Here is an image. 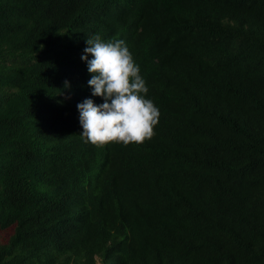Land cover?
I'll return each instance as SVG.
<instances>
[{
    "label": "trees",
    "instance_id": "1",
    "mask_svg": "<svg viewBox=\"0 0 264 264\" xmlns=\"http://www.w3.org/2000/svg\"><path fill=\"white\" fill-rule=\"evenodd\" d=\"M96 33L160 111L142 145L80 137ZM8 229L0 264H264V0H0Z\"/></svg>",
    "mask_w": 264,
    "mask_h": 264
},
{
    "label": "clouds",
    "instance_id": "2",
    "mask_svg": "<svg viewBox=\"0 0 264 264\" xmlns=\"http://www.w3.org/2000/svg\"><path fill=\"white\" fill-rule=\"evenodd\" d=\"M85 43L81 59L91 76L88 86L91 95L103 102L85 99L77 105L82 141L98 147L150 141L155 136L160 111L147 98L149 88L126 42L105 41L96 33L88 36Z\"/></svg>",
    "mask_w": 264,
    "mask_h": 264
},
{
    "label": "rangeland",
    "instance_id": "3",
    "mask_svg": "<svg viewBox=\"0 0 264 264\" xmlns=\"http://www.w3.org/2000/svg\"><path fill=\"white\" fill-rule=\"evenodd\" d=\"M12 230L8 229L6 231L0 232V238L2 242H5V240L8 238V236L11 234Z\"/></svg>",
    "mask_w": 264,
    "mask_h": 264
}]
</instances>
